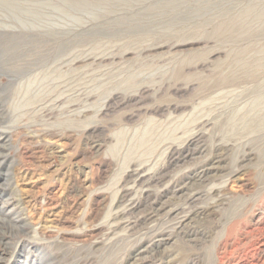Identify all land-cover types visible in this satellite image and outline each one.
Here are the masks:
<instances>
[{"label":"rangeland","instance_id":"rangeland-1","mask_svg":"<svg viewBox=\"0 0 264 264\" xmlns=\"http://www.w3.org/2000/svg\"><path fill=\"white\" fill-rule=\"evenodd\" d=\"M260 106L264 0H0V264H264Z\"/></svg>","mask_w":264,"mask_h":264},{"label":"bare ground","instance_id":"bare-ground-1","mask_svg":"<svg viewBox=\"0 0 264 264\" xmlns=\"http://www.w3.org/2000/svg\"><path fill=\"white\" fill-rule=\"evenodd\" d=\"M5 2V1H4ZM30 10V9H29ZM21 21V20H20ZM35 24V23H34ZM21 26V25H20ZM11 28V27H10ZM72 57V58H70ZM79 59H80V56H73V54L71 55H67L65 56L64 58H62L61 60V63H60V66L61 68L67 66L68 63H74L76 62V64L79 63ZM87 61L88 60V57L87 55H84L83 56V61ZM78 61V62H77ZM57 68V67H55ZM60 68V67H59ZM46 72V71H45ZM49 75V74H48ZM51 75V74H50ZM49 79V78H48ZM56 88V87H55ZM86 94V93H84ZM262 96V95H261ZM88 97V95H87ZM262 102V97H260V104ZM256 117V120L252 121V122H248L247 124H244L246 125V128L247 129H250V130H258L260 129V133L261 134H264V106L261 107L260 106V118H258V116H255ZM253 120V119H252ZM251 121V120H250ZM245 128V127H244ZM246 129V130H247ZM256 132V131H255ZM203 135L202 132L200 133H197V132H194L192 133V135L188 138V140L186 139V141L184 142V144L180 145V146H170V149H169V152H168V155H167V159H168V162H169V165L171 164H177L179 162V159H178V153L179 151L183 150L184 152L183 155H182V159L185 160V159H189V158H192L194 157L195 155H200L202 154L203 152L206 151V147L204 145L202 146H198L196 145V142L198 144V140L200 139L201 135ZM228 144V147H230V149L232 147H234V144L232 143H227ZM192 146H194V148H191ZM263 152H264V149H263ZM264 154V153H263ZM262 154V155H263ZM215 157H213V155H210L207 159V162L208 163H214ZM190 160V159H189ZM206 165V164H205ZM264 172V171H263ZM211 173V170H204L202 171L200 174H199V177H206L208 176L209 174ZM238 173V172H237ZM133 176V175H132ZM152 176L151 175V172L150 171H147L145 169H141V168H136L135 169V172H134V177H136L134 180L136 182V180H139L140 182L143 181L144 179H146L147 177H149L150 179H152ZM203 177V178H204ZM138 178V179H137ZM235 182L232 180V183ZM229 183V182H228ZM230 183L228 185H230V190H233L235 188H237L236 186H238L239 184L237 183ZM232 184V185H231ZM244 184V183H243ZM243 184H240V186H243ZM245 185V184H244ZM238 189V188H237ZM144 191V190H143ZM183 188L180 186V184L176 181H172V182H169L167 184L164 185V189L162 191V193H160L157 198H156V202L159 203L160 202V199L162 198V195H169V194H183ZM157 195V194H156ZM52 200V199H51ZM122 202V200L120 201V203ZM44 203H46V201H44ZM48 203V202H47ZM156 205V204H155ZM162 206H160V208H162ZM178 208V207H177ZM260 209V208H259ZM173 210V209H172ZM182 210V208H178L177 209V213L180 214V211ZM129 211V208L126 210V212L124 214H126L127 212ZM258 211V209L256 210ZM173 212H176V211H173ZM41 213V212H40ZM41 214L38 218V220L41 218ZM254 220V223H253V229H252V233H257L259 232L263 227H262V224L264 223V211L262 210H259L258 214H257V218L256 219H253ZM33 223V221H31ZM28 225V224H27ZM27 225H25L26 228L29 229V227H27ZM24 231V230H23ZM33 233H35V236H36V233L38 234L39 232L42 233V235L45 234V232L43 231H39L38 228H34L33 230ZM156 242V241H155ZM228 246H230L231 248L234 247L233 243L232 242H229V244H226L225 245V248L226 250L228 249ZM231 250V249H230ZM263 249L260 250V253H263ZM137 256L139 254H136ZM135 263V262H134Z\"/></svg>","mask_w":264,"mask_h":264}]
</instances>
